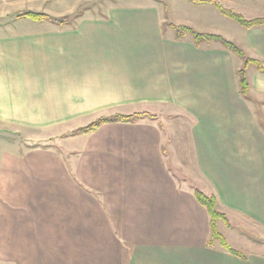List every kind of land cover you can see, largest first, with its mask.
<instances>
[{
	"label": "crops",
	"instance_id": "crops-1",
	"mask_svg": "<svg viewBox=\"0 0 264 264\" xmlns=\"http://www.w3.org/2000/svg\"><path fill=\"white\" fill-rule=\"evenodd\" d=\"M215 1L246 19L264 17V0ZM128 3L110 1L100 15L84 12L70 25L21 18L0 27V264H264V240L240 223L264 230L261 144H220L215 127L193 136L201 191L216 197L230 224L219 221L218 230L236 256L217 241L208 246L207 212L168 167L156 123L143 118L69 134L100 116L181 105L186 73L199 69L182 53L150 47L143 39L155 34L157 19ZM8 14L0 9V17ZM224 21L239 35H219L264 64V26ZM119 35L141 41L119 47ZM191 43L195 52L210 44ZM250 68L257 72L247 74ZM252 105L258 126L264 105ZM205 120L211 125L213 115Z\"/></svg>",
	"mask_w": 264,
	"mask_h": 264
},
{
	"label": "rangeland",
	"instance_id": "rangeland-1",
	"mask_svg": "<svg viewBox=\"0 0 264 264\" xmlns=\"http://www.w3.org/2000/svg\"><path fill=\"white\" fill-rule=\"evenodd\" d=\"M110 1L115 2V0H12L0 6V9L3 8L9 13L0 17V27H6V25L9 27L12 22L21 19L22 17L18 15L25 11L51 13L50 15H59V17L66 14L70 20L67 25H70L84 12L100 15V11L102 12L105 9L104 6L108 5ZM127 1L130 4L128 8L130 11H135L142 16L150 14L157 19L150 25L155 34L147 35L143 39L150 47L165 50L168 54L182 53L187 56V64H191L193 61L199 68L192 73H186L189 82L188 92L184 93V102L181 105L155 104L152 109L154 117H147V119L149 118L148 120L156 123L161 129L164 155L167 157L166 162L173 175L178 181L191 187H196L198 184V188L201 190L204 188L202 186L205 179L195 168L194 152H192L195 131L202 128L207 131L209 128L215 127L219 131L221 130L218 136L220 144L224 142L246 145L261 144L264 147V130L260 125H258L259 127L256 125L252 113L253 105L244 103L237 93L236 71L240 61L224 51L218 43L212 42L209 46H203L201 50L191 51L193 48L191 37L186 34L182 39L176 40L175 32L168 24L188 25L200 32L239 35L224 19L234 25L237 24L228 18L223 19L219 14L213 15V12H218L212 6L196 5L190 0ZM68 10L73 11L69 14ZM176 20L183 23H178ZM48 22L57 24L53 21ZM164 24H166V30L162 32L161 27ZM124 37L125 35H119V47H124V45L130 47L141 41L137 36L130 35V38L126 36V39H123ZM171 58L174 59L175 56L173 55ZM183 62H185V57ZM248 76L252 90L251 95L258 99L264 98V75L250 68ZM238 105L242 114L239 113ZM226 109L228 111H224ZM226 112H229L230 115H227ZM209 114L213 115L211 125L206 120L201 121V118H205ZM234 126L236 129L239 128L237 133L240 134V137L234 132ZM223 129H229L227 135L223 134ZM200 133L204 134V131L201 130ZM10 138L16 140V137ZM201 138L204 140L203 143L208 142L207 136L203 135ZM240 223L248 236L264 240V230H261L259 226L255 227L256 225L254 226L247 220H241Z\"/></svg>",
	"mask_w": 264,
	"mask_h": 264
},
{
	"label": "trees",
	"instance_id": "trees-1",
	"mask_svg": "<svg viewBox=\"0 0 264 264\" xmlns=\"http://www.w3.org/2000/svg\"><path fill=\"white\" fill-rule=\"evenodd\" d=\"M195 4H212L216 10L225 18H228L238 24L239 26L250 29L256 26H264V17H256L252 19H246L240 13L235 12L233 9L223 7L219 2L215 0H190ZM19 17L22 18H30L35 21H53L60 26H64L68 24L69 16L64 15L60 17H51L42 12H32L25 11L19 13ZM166 24L163 25L162 30L165 31ZM168 26L172 28L175 32L176 39L182 38L184 35L188 34L193 44L196 47H200L202 44L209 43H218L221 47L235 55L240 61V67L236 71V79H237V87L239 95L246 101L252 102L256 108H260V106L264 105V102L255 100L250 93V82L248 79V69L249 67H253L257 72L264 74V64L256 58L249 56L241 47L235 44L232 41H229L222 37L219 34L213 33H202L197 32L193 28L187 25H176L173 23H169ZM258 123L260 127L264 130V120L261 118V113H257ZM153 118L154 116L149 112H136L131 114H113L109 116H100L96 119L90 121L84 126H80L74 130H72L70 135H78V134H89L95 132L101 125L107 123H136L143 118ZM148 118V119H149ZM33 147H40L37 144L30 145ZM47 145H42V148H48ZM193 195L197 202L203 206L208 215L209 222V238H208V246H212L213 242L217 241L219 245L226 250L228 253L236 256H240V253L233 249L231 245L227 242L225 237L218 230L217 224L219 221L223 222L225 225L230 226L226 216L224 213L220 212L217 209V199L214 195H207L203 193L198 187L193 188Z\"/></svg>",
	"mask_w": 264,
	"mask_h": 264
}]
</instances>
